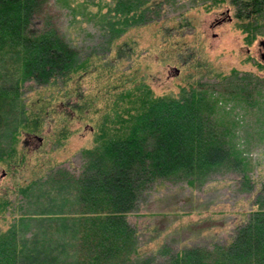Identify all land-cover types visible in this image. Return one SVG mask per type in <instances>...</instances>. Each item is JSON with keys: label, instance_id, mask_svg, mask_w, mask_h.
Returning a JSON list of instances; mask_svg holds the SVG:
<instances>
[{"label": "trees", "instance_id": "16d2710c", "mask_svg": "<svg viewBox=\"0 0 264 264\" xmlns=\"http://www.w3.org/2000/svg\"><path fill=\"white\" fill-rule=\"evenodd\" d=\"M161 1L0 0V118L3 123L16 120L11 125L0 123V135L11 139L0 154L7 167L18 165L13 144L18 133H26L28 139L36 135L50 101L62 107L54 109L57 113L66 109L69 115L74 110L79 114L90 108L91 101L84 98L83 102L80 90L84 73L99 70L100 78L110 72L115 65L102 56L117 54L118 47L128 44L127 40L117 42L130 28L155 22L151 14ZM254 1L255 10L239 15L247 20L242 26L249 36L255 34L253 22L261 10V1ZM64 16L66 23L61 20ZM85 21L101 29L103 44L81 55L72 31L77 32ZM232 71L235 75L227 82L236 88L225 92L214 88L203 81V75L209 73L203 71L176 95L154 94L143 74L141 79H132L129 86L119 74L115 79L103 76L105 87L100 92L106 94L104 98H112L108 108L113 117L108 120L104 113L94 144L82 149L81 171L69 173L66 180L72 193L60 199L56 196L58 200L51 193L46 201L40 196L36 209L14 217L11 225L1 229L0 264H264V175H260L255 158L252 160L241 144L231 139L237 120H225L229 110L225 105L221 108L225 98L245 102L244 115L259 108L264 111V76H256L263 79L258 84L250 75ZM27 81L39 92L30 102L19 93ZM48 89L51 94L45 99L42 96ZM73 96L76 102L67 104ZM261 123L264 131V121ZM68 133L63 126L58 138ZM20 160H25L23 154ZM230 181L245 192L247 205L236 210L238 221L223 242H216L211 249L189 245L175 251L168 248L171 243L166 240L156 248L172 253L164 256L153 249H141L163 228H155L154 235L142 239L130 215L162 220L169 217L167 227L177 222L170 232H181L205 219L213 220L209 216L214 212L212 201L187 197L180 204L167 200L169 192L163 193L164 205L143 212L141 202L148 191L168 187L169 183L197 188ZM43 183L35 177L18 187L19 192L28 195L33 186L40 188ZM64 183L53 182V186L60 192ZM218 211L225 213L226 209ZM192 213L199 217L192 219ZM34 217L57 223V245L45 232L43 238L35 235L26 240L22 227ZM211 225L224 226L222 222Z\"/></svg>", "mask_w": 264, "mask_h": 264}, {"label": "rangeland", "instance_id": "374dc122", "mask_svg": "<svg viewBox=\"0 0 264 264\" xmlns=\"http://www.w3.org/2000/svg\"><path fill=\"white\" fill-rule=\"evenodd\" d=\"M259 1H261V10L257 12L253 22L255 34L249 36L242 26L247 20H242L239 15L255 10L254 0H238L236 4L231 0H162L159 7L157 6L158 8L151 14L156 19L155 22L130 28L117 42L127 40L129 43L118 47L117 54L112 51L113 53H109L110 57L109 54L102 56L105 57L104 60L115 65L103 76L111 75L115 79L119 74L126 80V86H129L132 85V79H141L143 74L145 82L156 95L179 94L180 89L186 86V82L193 78L197 79L199 73L203 71L209 72L203 75V81H207L223 92L231 89L230 87H235L234 84L227 82L235 75L232 70H236V74L239 72L250 75L252 82L262 83L263 79L256 77L264 76V58L261 57L264 53V45L263 47L261 45V42H264V0ZM67 19L65 16L61 18L64 23L68 21ZM72 36L76 37L73 38L74 44L81 55H87L91 50L100 47L101 42L103 44L101 29L90 21L82 23V27L77 32L72 31ZM99 51L102 50L99 49ZM98 71L88 72L86 75L84 73L81 80L80 90L82 95L84 94L83 102L86 98L89 102L91 101L88 110L83 109L79 114L74 110L72 115H69L66 109L65 111L62 109L60 114L54 112V109L62 107H57L54 103L56 101H50L46 108L47 113L40 122L38 133L31 138L29 136L28 139V135L20 131L17 139L14 140L18 165L7 167L6 162L0 160V230L11 225L14 217H20L22 213L26 214L36 209L38 204L36 199L40 196L46 201L48 194L51 193L58 200L56 196L60 199L61 196L64 197V194L72 193L69 181L66 180L69 173L77 174L81 171L79 165L83 161L82 149L94 144L97 127L105 115L108 114V120L113 117L112 110L110 112L108 108L112 98H104L106 94L103 91L100 92L105 87V81L101 79L103 76L97 77ZM30 84L32 83L27 81L19 91L22 97L26 96L25 100L28 102L39 97L35 85L30 87ZM50 90L48 89L42 97L49 98ZM76 99V96H73L67 100V104H74ZM36 105L38 104L35 103V107ZM224 105L229 110L228 114L225 111V120H237L231 139L241 144L242 150L249 157L251 156L252 160L255 158L260 175H264V131L263 127L261 128L264 111L259 108L257 111H250L244 115L245 102L241 104L238 101L225 100V98L221 101L222 109ZM13 117L16 118V115ZM15 121L6 120V123H3L0 118V123L4 125L10 122L16 123ZM63 126H65V132L69 133L65 138H58L57 132ZM93 126L96 127L95 131ZM9 144L11 139L7 137V134L0 135V154ZM22 154L25 160L21 162ZM37 173L42 175L38 176ZM62 174L66 177L64 178ZM35 177L44 180L41 187L33 186V190L28 195L20 193L19 188ZM53 182L64 183L61 185L65 186L59 192L57 188H54ZM166 192L170 194L167 200L180 204L185 203L184 200L187 197L212 201L211 211L214 212L209 216L213 220L205 219L193 229L181 232H170L177 222L167 227L169 217L162 220V217L130 215L131 222H137L142 239L148 235H154L155 228H163L156 239L141 248L159 251L160 256L172 254L162 248L156 250L158 245L166 240L171 243L168 248L175 251L189 245L213 248L216 242H223L224 238L233 231L234 222L239 216L236 210L243 204L247 205L244 198L245 192L232 181L213 182L206 187L197 188L169 183L168 187L163 186L155 191L147 192L141 202L142 211L153 210L164 205L166 201L161 199ZM3 201H6L4 206H2ZM221 209H226L225 213L218 211ZM189 217L197 219L199 215L192 213ZM51 220L55 219L51 218ZM29 221L30 223L22 227L26 240H29L31 236H42L45 232L51 234V236L48 234V237L52 240L55 239L54 245L58 244L56 239L59 232H57L55 221L49 223L47 222L49 220L45 218L35 217ZM220 222L224 226L211 225H217Z\"/></svg>", "mask_w": 264, "mask_h": 264}, {"label": "water", "instance_id": "95a60500", "mask_svg": "<svg viewBox=\"0 0 264 264\" xmlns=\"http://www.w3.org/2000/svg\"><path fill=\"white\" fill-rule=\"evenodd\" d=\"M261 43H264L263 41ZM261 57L264 58V53L261 54ZM176 71L178 72V69H176Z\"/></svg>", "mask_w": 264, "mask_h": 264}, {"label": "flooded vegetation", "instance_id": "af4514ba", "mask_svg": "<svg viewBox=\"0 0 264 264\" xmlns=\"http://www.w3.org/2000/svg\"><path fill=\"white\" fill-rule=\"evenodd\" d=\"M261 45H262V47H263L264 43H262Z\"/></svg>", "mask_w": 264, "mask_h": 264}]
</instances>
